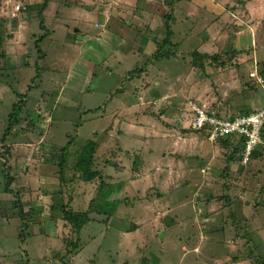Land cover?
<instances>
[{
    "label": "rangeland",
    "instance_id": "1",
    "mask_svg": "<svg viewBox=\"0 0 264 264\" xmlns=\"http://www.w3.org/2000/svg\"><path fill=\"white\" fill-rule=\"evenodd\" d=\"M132 1V9L128 10L130 13L135 9L143 11L141 17L137 13L135 22L138 27L135 24L131 31L126 28L130 21L125 24L120 22L122 15L118 11L111 12L112 20L106 26L96 28L95 24H103L101 20L98 22L96 14L85 13L75 3L66 7H59L56 3L49 5L45 13L44 26L49 36L38 51L33 47V40L39 39L44 32L36 17V1L29 15L32 29L29 28L27 39H24L21 31L15 33L12 39H5L1 52H4L6 41L11 40L13 45L26 41L29 55L26 59L28 66L20 70L9 69L10 66L7 67L3 59L0 61V154L4 153L8 163V170H3L0 155V264H264V160L258 159L256 164L252 160L246 165L241 162L230 164V171L237 169L239 178L236 174H228L229 167L223 170L226 165L225 152L224 156L215 158L217 162L212 165L217 168H214L212 175H202L199 171L209 161L211 151L209 144L201 137L204 141L201 142L203 161L195 166V171L188 175L192 176L191 179H188L179 170L178 161L173 162L170 171L166 160L162 159L165 157L161 152L163 148L172 151L171 139L159 146L157 144L162 143L159 136L151 133V129L156 128L155 131L161 135L164 128V122L159 124L157 116L151 114L160 111L154 109L157 103L146 113L140 110L136 115L132 113L130 117L127 115L112 121L108 116L121 104L116 91L121 92L124 88L135 98L140 88L136 87L138 83L155 89L157 75L162 73L170 77L177 74L178 79L183 75L187 76V80L183 82L184 78L179 79L181 84L179 80H169L176 84L177 91L182 85L184 93H177L179 97L174 104L171 103L169 116L163 118L171 130L180 131L181 123L177 120L188 115L185 103L195 100L214 109L209 94L212 89H219V86H213L214 75L209 77L212 79L206 85L200 81L196 86L194 82L195 78L202 79V74L196 68L199 61L195 51L205 50L202 45L208 38L203 30L206 20L199 16L189 18L182 13L193 12L197 15L192 2L179 0L175 4L176 20L170 22L171 7L159 3H169L171 0ZM260 1L253 0V7L250 8L246 5L250 17L255 15L254 12L260 14L259 18L261 16L259 21L254 16L256 21L251 24L254 37L247 31L238 37L239 45L243 44L244 50L253 51L256 47L259 51L261 66L256 64V76H260L258 71L264 67V0ZM18 4V0H0V17L8 16L9 19L3 18L12 24L18 11H22ZM57 13L59 16L55 17ZM148 21L152 28L145 32ZM5 26L9 33L10 26ZM167 27H171L172 33H167ZM231 30L217 38L219 48L223 50L217 52L220 57L218 65L223 63L224 66L222 69L234 68L230 51L233 40H238ZM190 31L193 33L189 36ZM211 31H215V27ZM142 32L150 36L148 47L143 52L140 43L144 42L140 39L136 43L138 46L131 45L137 40L136 35ZM165 33L169 45H172L168 46L169 49L162 45ZM101 34L102 37L106 35L107 39L97 42ZM66 35L70 37L69 41ZM87 39L93 40L89 45L94 46L95 54L86 47L83 51L78 48ZM122 39L119 50L118 43ZM106 46L108 48L102 51ZM161 49L171 53L174 51L177 56L153 60L154 54H163ZM39 52L43 55L40 56ZM77 56L80 63L90 65L91 74L86 76L89 77L87 80L80 81L79 96L68 97L75 101L72 105V101L68 104L56 98L62 83L70 90L71 86L67 84L74 82L71 80L74 75L70 74ZM204 60H201L202 64L205 62L208 66L212 62ZM135 68L141 70L134 73ZM231 75H237L240 81L244 79L245 85L253 83L244 86L243 90L237 85L235 92L240 98L236 101L232 99L235 95L230 93L232 86H225L227 91H222L220 99L226 105L229 102L228 107L234 111L225 109L224 117H232L231 113L238 112V107L233 104L235 102L247 103L251 100L253 107L264 106V80L258 83L254 78H247L245 73L232 69L219 73L225 83ZM128 78L133 82L128 83ZM191 89L193 92H190ZM194 89L197 90L196 98L188 97L194 94ZM140 91L145 92L146 99L149 97V91L143 88ZM140 99L143 102L144 99ZM12 104H18L20 111L11 124L8 115L12 111ZM179 107L186 115L180 113V117ZM162 108H167V105ZM124 114L121 111L119 116ZM126 122H140L143 129H130ZM111 124L113 130L117 128L124 132L121 137L124 147L116 136L106 137V133L96 140L98 145L93 168L101 173L106 185L99 193L98 180L62 188L56 167L60 149L69 140L72 141L67 162V166L71 167L83 142L94 140V133H103ZM142 137H146V141ZM195 148L187 147L181 153L193 158L192 154L199 153L198 144ZM6 174L11 177L9 193L5 189ZM175 194H178L177 200L174 199ZM17 201L25 213L29 209L34 211L21 224L17 208L13 209ZM68 203L74 211L87 214L88 220L78 235L70 224L62 220L60 208L55 209ZM170 221L172 226H168ZM71 244H75V247Z\"/></svg>",
    "mask_w": 264,
    "mask_h": 264
},
{
    "label": "crops",
    "instance_id": "2",
    "mask_svg": "<svg viewBox=\"0 0 264 264\" xmlns=\"http://www.w3.org/2000/svg\"><path fill=\"white\" fill-rule=\"evenodd\" d=\"M8 1H10V0H8ZM32 1L33 0H18V2L21 4V5L20 4H18V5L20 7H22L21 8L22 11H18V14L16 15V19L12 21V25L10 26V30H11L10 31V39H12V37L15 33L20 32V31L23 32L24 39H27V37H26L28 34L27 32L29 31V28L30 29H32V28H31V24H30V16L27 15L26 13H24L23 10L25 9L26 5H28V6L36 5L35 4L36 1L38 2V4L42 2V0L40 2H39V0H36L34 2H32ZM178 1L179 0H176V1L171 0V1H169V3H164V2L159 3V4H161V6H165L167 4L168 6L171 7V14L169 17L170 22H173L176 20L175 19V16H176L175 15V4ZM256 1H260V0H256ZM132 2H133L132 0H72V2H71V0H48L47 8H46L45 12L43 13V20L45 23V13L49 9V5L58 3L59 7L60 6L66 7L68 4L75 3L76 6L82 7V9L85 10V13L96 14V16L99 20L98 22H100V20L103 21V24H95L94 26L96 28L97 27L103 28L104 25L106 26L110 22V20H112L111 12L112 11H116V12L118 11L117 13H119V15L120 14L122 15V16H120L119 21L123 22L124 24H125V22L130 21V23L128 22V25L126 28L131 31V29H133L132 27H134L135 24L138 27L137 23L135 22V20L138 18L137 13H139V17H141L142 16L141 13L143 11V9H142V11H139V9H135V10H132V12L130 13V11H128V10L132 9L131 8ZM158 2H159V0H158ZM190 2H192L191 4L196 8V10L198 12V13H196L197 15H194L193 12H187L186 13L183 11L182 13L185 16H188L189 18L199 16L201 19L203 18V21L206 20V23L204 24L203 30L205 33H207L205 37L208 38L202 45V48H204L205 50H203V51L199 50L198 51L199 53L195 51V55H197L198 57H200V56L210 57V56H214V55L218 56L219 53H217V52L219 50H220L219 52H223V50H221V48H219V45H218L219 41L217 40V38L220 37V35H222V33H224L225 31L229 32L230 29H232L230 32L233 33L238 40V41L233 40L234 45L231 47V51H232L231 59H232V63L234 64V66H233L234 68H227V69L220 68V66L218 65L220 63L219 58H217L216 62L215 61L211 62L213 64V66L211 63L209 66L205 62L202 64V62L205 61L203 59L202 62L200 61V63H199V66H202L203 70H201L202 68L200 69L199 66L196 67L200 71V73L202 74V76H200V77H202V79L201 78H195L194 77L195 73L193 76V78H195L194 82H195L196 86L198 84H200L201 82L206 85V82H209L210 81L209 79H212V78H209V77H211V75L216 76L212 83H213V86L215 88L219 86V89H216L215 91H213V89H212V92L209 94V98H210L211 104H213L215 106L214 109L217 112V114L220 116H225V112H224L225 109H228V111H230L229 109H231L232 112L234 111L233 108L228 107V106H230L229 102L227 103L228 105H226V103H223L224 101H222V99H220L221 98L220 94L222 93V91H227L225 86H227V88L232 86L231 87L232 91L230 90L231 92L228 91V93L230 92L231 94H234L235 97H233L232 99L236 101V99L240 98L238 96V94L235 92V90L237 89V85H240V88L243 90L244 86H250L251 83H253V82H250V85H248V84L245 85L244 83L246 81H244V79H243V81H240V79L237 77V75H236V77H233L231 75V76H228V79H230V80L225 83L223 81V79L219 76V73H226L229 71V69H232L234 71L245 73V76H247V78H249V79L254 78V80L257 82V79L255 77H251V74L255 73V76L257 75V71H256V67H257L256 64L257 63H258V66H261L260 62H259V60H260L259 51L256 47L254 48L253 51L252 50L251 51L250 50L249 51L244 50L242 48L243 44L239 45V38L238 37L241 36L244 31L250 32L251 36L254 37V29L252 28L251 24H252V22L256 21L254 16L258 19V21L261 19V16L259 18L260 14L254 12L255 15L250 17L251 14H249V10L247 9L246 5H248L249 8L253 7L252 6L253 0H246V1L245 0H189V3ZM115 5L118 6V8H116ZM144 5H145V3H144ZM226 8L228 9V13L226 12ZM230 12H231V14H229ZM240 13H241V15H240ZM129 14H131V17ZM209 15L211 16L210 18H209ZM57 16H59V13H57L55 15V17H57ZM233 17H235V18H233ZM140 20L141 19L139 18V22H141ZM225 20H227L229 23H227V21L225 22ZM246 20H248V22H247L248 24L245 22ZM231 24L237 26V28H233L234 26ZM213 27H215V31H211L213 29ZM150 28H152V26L150 25V22L148 21L145 32L149 31ZM168 28L170 29V32L172 33L171 27H167V29ZM194 28H197V27L195 26ZM65 30H68L67 27H65ZM139 30H141V29L139 28ZM78 33H81V32L78 31ZM192 33L193 32L190 31V33L188 35L190 36ZM32 36L34 37L33 33H32ZM48 36H49V32L47 31L46 38H44V39H47ZM166 36H167V33H165V38H166ZM65 37H66V40L69 41L70 37L67 35ZM147 37H148V41H147ZM253 37H252V39H253ZM104 38H106V35L102 37V34H101L100 37H98L97 42L100 40L104 41L103 40ZM165 38H163V39H165ZM33 39H35V37ZM136 39L137 40H135L131 45L133 47L138 46L139 44H136V43L140 39L141 41L144 42V43H142V42L140 43L143 45L142 48L140 47V50H141V52L145 51V49L148 47V42H149L150 36H148L147 33L144 34V32H142V33H138L136 35ZM36 40H38V39H36ZM36 40H33V41L36 42ZM70 40L72 41V43H75L74 42L75 40H72V39H70ZM145 40H146V42H145ZM43 41L44 40H42L38 45H36L34 42L33 47L38 48L37 50L39 51V47H40V45H42ZM90 42H93V40L87 39V42L85 41V43H81L83 45L78 46V48H80V50L83 51L86 47V50H88L89 52H92V54H95L96 50L93 48L94 46L92 44L89 45ZM119 42L120 43H118V46L119 45L120 46L119 47L117 46V47L120 50L121 46H122L121 44H123V39H122V41L119 40ZM214 43H215V45H214ZM27 44L28 43H26V41H25L24 44L20 45L17 42L16 45H13L11 40L9 42L6 41L5 46H4V52H5L6 58H5L4 62H5V64H7V67L10 66L9 69L16 68L13 70H20L23 67L28 66V64L26 63L27 56L29 55V51L27 50V47H28ZM124 45L126 46L125 43H124ZM157 47H159V45ZM107 48H108V46L104 47L102 49V51H104ZM40 54H41V56L43 55L42 53H40ZM172 55H173L172 58H175L177 56V53L173 51ZM17 56H19L20 62L17 61V58H18ZM25 56H26V58H25ZM241 57H243V58L240 61ZM90 68L91 67L89 64L84 65L83 63H80V57L77 56L75 63L72 64V67H71L72 73L70 74V75H74V77L71 79V80H74V82L71 84L68 82L67 86H69V85L71 86L70 90L67 89L66 87H64V84L62 83V87L60 88L61 89L60 94L58 95L56 100L57 101H65L66 103L70 104V102L72 100H69L68 97H72V96L78 97L79 93L81 92L80 87H79L80 81L81 80L84 81L86 76L91 74ZM192 69H193V67L191 68V70ZM209 70H211V72ZM258 76H256V77L258 78ZM156 77H157L156 78L157 82L155 83V89L146 87L145 83L144 84H141V83L136 84V87H140V88H138L139 90L137 89L138 90V92H137L138 96H136L135 98L132 97L130 95V93H128V91L124 90V88H122V87H121L122 88L121 90H123L124 92L123 91H121V92L116 91L117 98L121 99V104L117 105L115 107V109L111 113H109L108 116L110 117L111 121L117 120L118 118L123 119V117L124 118L128 117V116L130 117L132 115V113L136 115V114L140 113L139 112L140 110L143 113H146L147 109L154 108L155 103H157L156 107L154 109L155 110L159 109L160 111H158L157 114L155 113V111H154V113L152 112L151 114L154 116H157V122L159 124L164 122L162 124L164 126V128H162V131H161L162 134L161 135H158L157 130L155 131L156 128L151 129V133H154V136H157V137L159 136L158 139H160L162 142V143L157 144L159 146L164 145L165 140L171 139L172 151L165 150V148H163V150L161 151L163 153L162 155H165V157L162 159L166 160V165L169 166V168L172 166L173 162L178 161L177 164L180 165L179 170L185 174L184 177H188V179H191L190 177H192V176L189 177L188 175L192 174L195 171V166H198L203 161L201 154L204 153V151L201 148V142H204V141L207 144H209V146H210L209 150L211 151V153H210L211 157H210L209 161H207L205 163V166L201 167L199 172L202 175H208V173L210 175H212V171L215 170L214 168L215 167L217 168V166H213L212 164H213V162H217L215 160L219 158L218 157L219 155H221V157H222L227 153L226 154L227 156L226 155L224 156L226 159L225 161H226L227 167L225 165L223 170H225V169L227 170L230 164L236 163V165H237V162H239V159H240L239 154L235 153V155H234V153H232L231 149L222 148V146L220 145L219 142H217L216 144L210 143L203 132H195L193 130L188 129L186 126H184L182 124L179 125L178 122L176 124L179 125L180 131H178L176 129L171 130L168 127V124L166 123V121L163 118L169 116L168 110L171 109V103L174 104L179 97L177 93L178 92L180 94L184 93V88H182L183 87L182 85H180V89H178V91H177V89L175 88L176 84H174L173 82H171L169 80L172 79L173 81H176V80L178 81L179 79L181 80L182 78H184L183 82H186L187 76L182 75L178 79L177 74L174 76L165 77L161 73V74L157 75ZM259 77H260V80H262V81L264 80V75L262 76L260 74ZM88 78H86V80ZM137 79H139V78H137ZM180 80L178 82L179 84L182 83ZM127 82L132 83L133 80H129V78H128ZM123 84L124 83H122V85ZM209 85H211V84H209ZM142 88L145 89V91H149V93H148L149 97L151 95L152 96L151 99H153V100L149 99V97L147 99L145 98V92L143 94L142 91H140V89H142ZM8 89H10V88H8ZM195 89H196V87H195ZM195 89H194V94L190 95L188 97L193 96L192 98H196L197 90L195 91ZM250 89L251 88H249V90ZM68 92H71V93H68ZM190 92H193V90L191 89ZM247 96H248V94H246V97ZM141 97L144 99L143 102L141 101L142 99H140ZM162 101L165 103H162ZM229 101H231V100H229ZM74 102L75 101L73 100L72 105ZM253 103L254 102H252L251 100H250V102H247V103H245V101L239 102V103L238 102L233 103L236 107H238V109H237L238 112L231 113L230 115L231 116L241 115V114L245 115V113H253V112L259 111L261 109H264V106L263 107H255V106L253 107ZM12 105H11V107H12ZM146 105L148 107H145ZM158 105H160L161 107L158 108L157 107ZM163 105H167V108H162ZM223 105L225 106V108H223ZM173 106H175V105H173ZM210 107H211V105H210ZM181 109L182 108H180L179 115H180V113H181V115H183V114L186 115V113H183ZM121 111L125 112V114L122 116H119V113ZM126 112H129V114H126ZM181 115H180V117H182ZM126 125L130 129H136L135 131H140L141 129H143V125H141L140 122L139 123L136 122V124H134V123L129 124L126 122ZM150 128H154V127H150ZM165 129H167V130H165ZM102 132L103 133H94L93 135L97 134V137L94 139L100 140L102 134L106 133V137L107 136L108 137L109 136L110 137L116 136L117 140L119 141L121 146L124 147L123 140L121 139V137L124 136L123 131L118 130L117 128H116V130H113L112 124H111L110 127H108V129L103 130ZM201 137L204 138V141H202L200 139ZM142 138H143V141H146V137H142ZM236 141L233 142V143H235V145H236ZM196 144H198L199 153L198 154H192L191 157H193V158H189L188 155H184L181 153V151L185 150V148H187V147H188V149H196L195 148ZM160 149H162V148H160ZM222 151H224V153H222ZM258 152L260 153L259 157H261L262 160H264V138H263V142H262L261 146L258 148ZM236 158L238 159V161H236ZM257 160L258 159L255 158L252 160V162L254 164H256ZM195 162H198V164ZM166 165H165V167H166ZM166 168H168V167H166ZM170 171H172L171 168H170ZM232 171L233 170L230 171V167H229L228 174L229 173L231 175L236 174L240 178V174L238 173L239 171L237 169H234V172H232ZM145 177L147 178V176H145ZM185 180L187 181V178H185ZM177 196H178V194L177 195L175 194L174 199L176 198V200H177V198H178ZM179 196H180V194H179ZM183 196H186V195L183 194ZM171 224H172L171 221L168 222V226H172Z\"/></svg>",
    "mask_w": 264,
    "mask_h": 264
},
{
    "label": "trees",
    "instance_id": "3",
    "mask_svg": "<svg viewBox=\"0 0 264 264\" xmlns=\"http://www.w3.org/2000/svg\"><path fill=\"white\" fill-rule=\"evenodd\" d=\"M47 2H48V0H42V2L39 3L37 8H36V9H38L36 17L38 18V20L40 22V24H39L40 28L44 32V35L39 37L38 40H36V42H35L36 45H38L42 40H44V38H46L47 31L44 27L43 13L45 12V10L47 8V4H48ZM34 7H35V5H31V6L26 5L23 12L26 13L27 15H30V12L34 9ZM3 17H5L6 19L7 18L9 19L8 16H3ZM3 17H0V49L3 46L5 39L7 37H10V32L9 33L7 32L5 25H8V26L12 25L10 23L11 21H9V20H6V22H5V18H3ZM167 33H170V29H169V32H167ZM169 44H170L169 40L165 38L162 45L164 47H166L167 49H169L168 46H172ZM159 46H161V45H159ZM162 51H164V50L161 49L160 52H162ZM230 53H232V51H230ZM170 56H173L172 53L169 50H166L163 52V54L159 53V52L154 54L153 60H161L164 57L169 58ZM5 58H6L5 52L0 51V61L2 59H3V61H5ZM217 58H218L217 55L210 56V57L200 56V57H198V61L200 63L201 60L208 59L209 61H215L216 62ZM193 61L195 62L196 59L193 58ZM197 66H199V65H197ZM199 67H200V69L202 68V66H199ZM223 67H224L223 63H221L220 68H223ZM140 70H141L140 68H135L132 72L138 73ZM201 70H203V68ZM259 72L263 76L264 75V67H262ZM18 111H20V106H18V104L13 105L12 111L8 115L9 116L8 118H9V121H11V124H12L13 120H15L16 113ZM245 114H250V113H245ZM96 137H97V134L94 135V138H96ZM263 138H264V126H263V130H262V140H263ZM234 141H236V145H235V143H233ZM71 142L72 141L69 140L68 143L66 144V146L60 149L59 162L56 166L57 170H58L57 178H58L59 184L62 186V188H68L69 185H73L74 183L80 182V183L86 184V183H92L95 180H98L99 184H98L97 191L99 193L101 191V189L104 187V185H106V183L103 181L101 173L96 171L93 168L94 167V155H95L97 145H98L97 141L94 139V140H86L85 142H83L84 144L82 145L81 149H79L75 155L76 157H75V161H74L73 165L71 167H68L67 162H68V156H69V152H70L69 150H70ZM217 142L220 143L222 148H224V149L229 148L232 150V153H234V155L236 153V154H239V158L241 157V151H242L241 149H242V145L244 142L243 137L239 138V137L229 136L226 139H219ZM260 146L261 145H258L256 147V149L254 150V152L251 154V156H250L251 160H253L255 158L256 159H262L261 157H259L260 153L258 152V148ZM3 154L4 153H2V152L0 154L2 156L1 159H3L2 167H3V170H8V163H7L6 158L3 156ZM239 162H240V159H239ZM5 178L7 179L5 182V189H6V192L9 193L10 192L9 184L11 183V177L8 174H6ZM111 186H113V185H111ZM98 195H101V194H98ZM16 203H17V205H16ZM16 208L18 210L17 217L20 221V224L25 217L34 213V211L32 209H29L25 213L22 210V207L18 201L15 202V205L13 206V209H16ZM59 208H60L61 213H62L61 214L62 220H64L68 224H70V226L72 227V229L74 230L76 235H78L82 226L88 220V218L86 216L87 214H84L83 212H80V211H74V209L70 203H68L66 206L62 205L61 207H57L55 209H59ZM18 237H20V234ZM71 245H72V247H75V244H71Z\"/></svg>",
    "mask_w": 264,
    "mask_h": 264
},
{
    "label": "built area",
    "instance_id": "4",
    "mask_svg": "<svg viewBox=\"0 0 264 264\" xmlns=\"http://www.w3.org/2000/svg\"><path fill=\"white\" fill-rule=\"evenodd\" d=\"M251 77H255L257 82L261 83L255 73L251 74ZM185 105L188 115L178 121L190 130L203 132L210 143H216L219 139H226L229 136L244 138L240 157L243 165L251 160V154L263 142L264 109L250 114L224 117L203 102L188 100Z\"/></svg>",
    "mask_w": 264,
    "mask_h": 264
}]
</instances>
